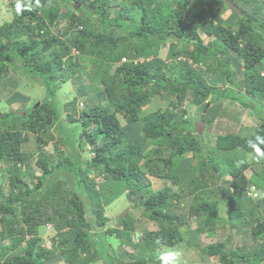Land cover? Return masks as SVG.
<instances>
[{
  "label": "trees",
  "instance_id": "obj_1",
  "mask_svg": "<svg viewBox=\"0 0 264 264\" xmlns=\"http://www.w3.org/2000/svg\"><path fill=\"white\" fill-rule=\"evenodd\" d=\"M2 3L8 4L12 16L0 21V83L9 73L20 71L52 98L55 90L68 79L80 78V74L98 87L80 86V96L91 99L86 101L79 121L70 114L62 117L64 107L60 112L52 98L44 99L38 107L0 114V168L5 174L4 185L0 184V264H59V259L65 264H91L98 259L114 264L113 249L105 237L114 233L120 237L121 250L131 247L134 257L143 254L132 262L116 264H161L155 261V253L161 246L179 243L180 230L171 226L184 224L183 215L187 211L188 218L191 214L205 215L201 232L215 230L224 223L233 229L237 224L248 227L255 247L244 252L240 248L227 251L222 244L205 246L200 249L203 256L217 258L219 264H264V159L254 166L247 159L254 154L256 158L257 154L264 156V116L259 111L264 109L262 3L253 5L251 0H2ZM228 3L241 13L236 11L232 26L221 18L227 10L235 13ZM238 3L242 5L240 8ZM61 19L65 22L62 39L52 34L53 29L59 30ZM187 45L192 48H186ZM170 52V62L166 63L162 59ZM149 57L152 58L148 62L139 61ZM87 65L91 72L96 70L95 75L86 70ZM236 73H241L242 80L236 78ZM216 81H228L246 92L247 97H243L239 91L236 101L256 117L252 133L245 136L229 133L215 140L210 134L201 138L197 135L195 121L188 117L187 109L180 107L187 101L198 109L201 122H206L202 114L204 106L215 102L213 97L225 99L231 90L220 93L215 89ZM156 98L167 100V106L154 108ZM93 100L97 102L92 106ZM70 105L75 108V98ZM124 114L141 121L137 126L138 138H131L120 128L117 115L124 117ZM93 124L96 129L88 130ZM54 125L59 131L56 156L46 150L49 141H53L49 131ZM77 127L80 134L75 139L69 130ZM29 135L36 141L35 163L42 171L32 189L24 180L27 162L22 152ZM86 145L94 156L83 154ZM237 153H242L243 159ZM63 171L75 178V188H69L70 181H55L54 189L45 190L39 198L38 189ZM93 173L102 178L101 183L90 178ZM149 177L177 185L180 191H173L171 186L154 191ZM250 188L255 189L256 200L246 196ZM122 195L132 207L114 226V220L104 215L103 208ZM186 198H189L187 207L194 210L185 209L181 213L177 204L184 203ZM228 202L234 207L225 221L219 217V206ZM138 209L143 218L157 225V230L137 235L133 212ZM47 225L52 226L47 235L51 249L39 245L41 229L44 231ZM28 235L39 238L26 240ZM136 237L138 242L134 243ZM6 240L11 241V250L19 248L21 253L6 252L1 245Z\"/></svg>",
  "mask_w": 264,
  "mask_h": 264
},
{
  "label": "rangeland",
  "instance_id": "obj_2",
  "mask_svg": "<svg viewBox=\"0 0 264 264\" xmlns=\"http://www.w3.org/2000/svg\"><path fill=\"white\" fill-rule=\"evenodd\" d=\"M248 1V0H245ZM251 3L253 5H259V3H262V6L264 7V0H251ZM228 6L232 8L235 13H232V10H227L221 15V18L223 21L227 22L226 24L231 25L233 24L234 20L237 18V13L241 14L236 7H234L232 4L228 3ZM238 8H240L242 5L241 3L237 4ZM249 7V6H248ZM264 9V8H263ZM117 10V9H115ZM115 10H112L114 13ZM82 15V14H81ZM12 16V11L10 10V7L7 3H2V0H0V21L9 20ZM65 22L61 19V24L59 26V30L57 31L56 28L52 30V34H55L56 36L60 37L62 39L61 33L63 32L62 28L64 26ZM235 25H233L234 27ZM79 30L82 28L79 27ZM93 31H95L94 28H92ZM186 48L191 49V45H187ZM264 49V47H263ZM172 52L168 54V57H163V61L168 63L170 62ZM74 56H77V52H73ZM164 52L161 51L160 56H163ZM151 60V57L143 59V62H147ZM182 60V59H180ZM174 61V60H173ZM85 62H88L87 60ZM116 66L120 65L119 63H115ZM86 70H90L89 66L87 65ZM206 68V67H205ZM91 72V70H90ZM217 71V73H219ZM92 75L96 74V70L91 72ZM110 73H113V69L110 71ZM264 73V72H263ZM262 74V73H261ZM236 78L242 80L241 73H236ZM208 78L210 76H207ZM215 83V84H214ZM213 84L215 85V89H217L220 93H225L224 89H231L226 93L225 100H222L219 102L218 105L211 107L207 110L205 113L206 116V122H201L199 118L200 112L198 109L191 104H189L187 101H184L180 107V109H187L188 117L192 118L193 121H195V127L197 134L199 135L202 131L201 137H205V135L210 134V138H214L215 136H223L231 133H235L238 135H248L253 132V128L255 127V123L257 122L256 117L250 115V113L243 109L242 106H240L236 101V95L240 91L238 89V86L236 84H232L228 81L226 82H220L216 81ZM88 86V87H98L95 82H92L88 79V77H85L84 75L80 74V78H74V79H68L67 83L62 85L61 88L55 90V94L52 98L51 95L38 83L31 82L25 75H23L20 71H16L15 73H9L8 77L4 79L0 83V114H4L7 112H15L20 111L26 108H30L33 105L38 106L40 105L41 101L44 99H53L54 102L57 103L59 107V111L61 112V108L64 107L62 111V117H65L67 114L72 115L77 121L80 120L81 111L86 107L87 100H90L91 98L89 96L83 95L80 96L79 88L80 86ZM241 85V84H240ZM243 89H241L242 91ZM240 91V92H241ZM242 96L247 97L246 92L242 91ZM228 96L230 98L233 97V99H228ZM75 98V108L73 109L70 103ZM97 100H93V103L91 101V105H95ZM253 103V102H252ZM37 106V107H38ZM167 106V100L164 98L161 99V101L158 100V98L155 99L153 102L154 108H165ZM205 108V106H204ZM149 109V111H152ZM205 110V109H204ZM261 112V115L264 116V109L259 110ZM203 112V111H202ZM203 114V113H202ZM244 114V115H242ZM120 128L122 131L126 134H129L131 138L136 139L139 137V130L137 129L138 125H141L140 120H136L131 118L129 115H125L122 117L121 115H117ZM244 124V126L241 125ZM88 130L93 131L96 129V125H90L87 127ZM50 134L53 135V141H49L46 150L50 155L56 156V145L59 139V131L57 128V125H54L50 129ZM69 134L72 135L73 138H78V135L80 134V128H70ZM29 140L26 141L25 144L22 146V152L26 156V162L25 170L27 171L26 176L24 177V180L27 181L28 186L30 189L34 188L35 185L38 183V178L41 175L42 171L38 166L36 165V157L38 154L36 141L32 135H29ZM56 140V141H55ZM77 141H75L76 143ZM207 146H210L207 144ZM65 149V148H62ZM147 152V150L145 151ZM86 154L85 156H94V152L92 151L91 147L89 145H86L83 154ZM256 154L249 156L250 159V165L254 166L259 164L261 160L264 159V156L261 158L257 154V158L255 156ZM237 157L239 159H243L242 153H237ZM246 159V160H247ZM56 160V157L53 159ZM143 161V160H141ZM96 173H93L90 175V178L95 183H101L102 178L97 177L95 175ZM245 174L248 176L250 175V171L247 170ZM4 171L0 168V184H3V176ZM150 180V187L156 191L161 189L163 186H171L172 190L175 192H179L180 189L177 185H170V183L164 182L161 179L156 178H148ZM227 179V178H226ZM61 180L64 182L70 181V187L74 189L75 188V178L72 177V175H68L66 171L60 172L54 176H52L47 183L42 186L40 189H38V197L42 195V193L45 190H53L55 181ZM220 184H224L221 182ZM4 185V184H3ZM2 186V185H1ZM5 187V191H7V187ZM186 190V189H185ZM186 192V191H185ZM233 192V191H232ZM35 193L32 195L34 197ZM248 195V194H247ZM246 195V196H247ZM249 197V196H247ZM251 200H256L258 197H256V193L252 195V197H249ZM189 201V198L185 199L184 203H179L177 206H179L180 212H186L187 210H194V207H187V202ZM255 202V201H254ZM252 204V203H251ZM131 203L127 199V197L124 195L117 198L111 205L105 206L104 209V215L112 220H114L112 223L115 226L116 220L124 217L128 211L131 209ZM234 207V204L232 202L228 203H221L219 206V217L222 220L227 221L228 220V213L230 208ZM248 207L246 208V213L248 212ZM196 209V208H195ZM178 210V211H179ZM133 216L135 218V231L138 236H140L143 231H155L157 230V225L153 224L149 220H146L143 218L140 214V210H136L133 212ZM188 211L185 215H183L185 218L184 224H178L173 223L171 228L178 226L181 234L180 241L175 246H161L156 251V262H161V257L167 253H172L174 255V261L173 264H219V260L214 257H205L200 252V249L205 246H216L217 244H222L225 247V250L229 251L231 249L235 250L236 248H240L242 251H250L253 250L255 247L251 241L250 235H249V228L246 226H242L241 224H237L234 229L230 227L229 224L224 223V225L218 226L215 230L212 231H205L201 232L199 229L202 227L201 220L205 218V215L200 214H191V217H187ZM59 221V219L57 220ZM56 221V222H57ZM26 228V224L24 223ZM115 228V227H110ZM52 230L51 225H47L45 227V230L41 229V240L39 241V245L46 248L51 249L52 248V242L51 239L47 237L49 232ZM65 230V229H63ZM1 232V227H0ZM106 241L108 244H110V247L113 249L112 256L114 260V264H116L118 261L121 263H128L136 260L140 256L143 257L142 252H140V255L137 257L133 256V249L131 247H124L122 250L119 248L120 244V237L114 233V234H108L105 236ZM39 237L34 235H28L26 236V240H36ZM4 242H9V244L4 245ZM1 241V245L6 247V252L17 254L21 253L20 249L11 250V241ZM134 243L138 242V237L133 239ZM58 249V248H57ZM89 249H92L89 247ZM58 253V252H57ZM140 257V258H142ZM204 257V260H201V258ZM59 264H65L63 260H58ZM91 264H105V262L101 259L96 260L94 263Z\"/></svg>",
  "mask_w": 264,
  "mask_h": 264
},
{
  "label": "clouds",
  "instance_id": "obj_3",
  "mask_svg": "<svg viewBox=\"0 0 264 264\" xmlns=\"http://www.w3.org/2000/svg\"><path fill=\"white\" fill-rule=\"evenodd\" d=\"M152 58V57H151ZM178 60H180V59H182L183 60V58L182 57H178L177 58ZM140 62H143V59H140L139 60ZM150 61V60H149ZM148 62V61H147ZM243 91V90H242ZM241 91V92H242ZM244 92V91H243ZM223 100H225L224 98H223ZM221 102V101H220ZM208 104V103H207ZM206 104V105H207ZM219 104V102H215V106L216 105H218ZM206 105H205V107H206ZM212 106V105H211ZM205 109V108H204ZM208 109H210V108H208ZM207 109V110H208ZM207 110H206V112H207ZM205 112V113H206ZM205 113H204V110H203V115H205ZM202 134V132L198 135L200 138H201V135ZM217 136H215L214 138H212V139H214L215 140V138H216ZM251 190H252V188H250L249 189V191L247 192V196H251L252 197V193H251ZM256 193V192H255ZM257 195V194H256ZM173 261H174V255L172 254V253H167V254H165V255H163L162 257H161V264H173Z\"/></svg>",
  "mask_w": 264,
  "mask_h": 264
},
{
  "label": "water",
  "instance_id": "obj_4",
  "mask_svg": "<svg viewBox=\"0 0 264 264\" xmlns=\"http://www.w3.org/2000/svg\"><path fill=\"white\" fill-rule=\"evenodd\" d=\"M213 98L215 99V102H218V101H222V100H223V97H222V96L213 97ZM215 102H213L212 104H207L206 107H205L204 113L206 112V110H207L208 108L211 107V105H214ZM37 106H38V104H36L35 107H37Z\"/></svg>",
  "mask_w": 264,
  "mask_h": 264
},
{
  "label": "built area",
  "instance_id": "obj_5",
  "mask_svg": "<svg viewBox=\"0 0 264 264\" xmlns=\"http://www.w3.org/2000/svg\"><path fill=\"white\" fill-rule=\"evenodd\" d=\"M189 63H191V62H189ZM251 193H252V195L255 194V189L254 188H252Z\"/></svg>",
  "mask_w": 264,
  "mask_h": 264
},
{
  "label": "crops",
  "instance_id": "obj_6",
  "mask_svg": "<svg viewBox=\"0 0 264 264\" xmlns=\"http://www.w3.org/2000/svg\"><path fill=\"white\" fill-rule=\"evenodd\" d=\"M242 115H244V114H242ZM241 125L244 126V124H242V123H241Z\"/></svg>",
  "mask_w": 264,
  "mask_h": 264
},
{
  "label": "bare ground",
  "instance_id": "obj_7",
  "mask_svg": "<svg viewBox=\"0 0 264 264\" xmlns=\"http://www.w3.org/2000/svg\"><path fill=\"white\" fill-rule=\"evenodd\" d=\"M66 117V116H65ZM85 120V119H84Z\"/></svg>",
  "mask_w": 264,
  "mask_h": 264
}]
</instances>
